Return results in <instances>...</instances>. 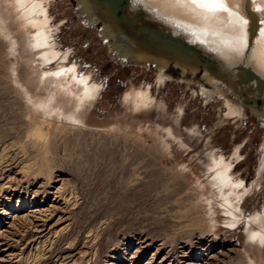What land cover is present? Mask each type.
<instances>
[{
    "label": "rangeland",
    "instance_id": "1",
    "mask_svg": "<svg viewBox=\"0 0 264 264\" xmlns=\"http://www.w3.org/2000/svg\"><path fill=\"white\" fill-rule=\"evenodd\" d=\"M36 1L51 35L41 49L16 0H0V264H264V236L252 239L264 235V118L230 115V93L205 92L201 73L160 81L124 63L77 0ZM68 67L91 96L55 75ZM26 88L85 127L34 108ZM148 90L149 107L126 101ZM212 158L244 182L234 225Z\"/></svg>",
    "mask_w": 264,
    "mask_h": 264
},
{
    "label": "bare ground",
    "instance_id": "2",
    "mask_svg": "<svg viewBox=\"0 0 264 264\" xmlns=\"http://www.w3.org/2000/svg\"><path fill=\"white\" fill-rule=\"evenodd\" d=\"M77 1L78 5L80 6L81 12H84L88 8L93 9V3L91 0ZM16 2L17 6L22 11L24 22L36 29V33L34 34V42L32 41L34 46L36 47L35 49H41L46 45L48 46V44H50L49 39L51 35L47 30V24L49 23V21L47 19L48 15H46L47 10L44 3L42 1L40 2L36 0H16ZM236 2L241 5L239 10L243 15L245 8L244 0H236ZM248 7L249 13L246 16V18L249 19V26L246 29L248 47L243 50L242 55L234 57L230 62L222 60L215 52H213L211 50V45L204 46L196 43L194 41V38L187 34L183 27L179 26L181 24V21H187L191 18L185 16L180 9L173 8L169 3V0H128L125 6V12L128 16H132L133 14L140 12L144 16V19L154 21V23H152L157 27L169 31L174 35H178L187 42L194 44L201 55L210 58L209 61L213 65L212 68L205 66V64H201L199 65V67H194L178 61L171 62L169 58L158 55L159 62L155 67L158 70V75H160V81L164 79L163 76H169L168 72H178L182 77H185L189 73H191L192 75L201 73V80L203 81V84L201 83V86L202 89L205 90V92L217 93L223 96L226 95V93H230L231 97H226L227 100H229L228 106L230 108L229 110H231L230 115L237 113L244 114L252 111L256 116H262L264 118V66H262L261 63L258 62V60H264V55H262V53H264V36H262L259 32V29L264 26L259 25L256 15L251 13L250 6ZM152 8H154L155 11H151L150 9ZM233 10L235 11L237 9L234 8ZM165 17H167L168 19L166 20ZM99 18L101 17L99 16ZM110 25L111 24L109 22L108 24L102 22L101 34L103 37L113 34ZM13 42L14 44H17L16 40H13ZM53 49L54 48H51L44 54L42 53L45 60H52L60 55L59 53V55L54 53ZM135 52L137 53L135 54L136 57H138L139 59H143L146 56L150 55H156L154 52L146 50L138 51L135 49ZM243 67L252 68L253 71L257 73V75L263 78V81L260 82L259 86H254V77L252 78L253 80H241V68ZM65 73H73L74 79L85 86V98L86 96H91V93L95 91H92L91 88L88 87L87 78H83V76L82 78L77 77L75 67L62 68L61 70L55 72V75L61 76ZM14 74L15 75H12V78L16 80V82H18L17 73L15 72ZM25 90V97L31 105H34V108L35 106H37L36 109H44L43 111L49 113L50 115L52 112H55L56 114H58V116L55 118H57L58 120L62 118L71 121L77 126L85 127L82 119H77L75 114L73 115L72 113L67 116V113L65 110H63V107H59L54 103V100H56L54 99V94L48 95L40 101H37L30 93V91L27 90V88ZM242 91L246 94L243 95H245L247 98L256 99L259 96L262 97L261 103L259 105H251L253 107H250L244 102L245 96L242 95ZM126 101L130 105L134 106L133 109H141L143 107L147 108L153 103L149 90L145 92L140 91L132 94L130 93L127 96ZM48 109L52 111L50 112L48 111ZM49 117L53 120L55 119L51 116ZM162 149L166 151L164 147ZM162 158L164 159V157ZM211 165L212 166L210 167L214 171V176L210 186L217 188L218 196H220L222 200L221 204L225 206V208L229 212V215L231 216L230 224L234 225L238 221L239 213L242 212L241 210L238 211L235 205L239 203L240 199L243 196V194L238 193V191L241 187L245 188L244 182H242V180L233 179L231 177V165L225 163L223 159H213ZM263 168L264 153L262 157V169ZM198 186L196 185L195 187L199 188L200 196L203 198V201H209L208 198H204L206 192L200 190L202 186L200 184ZM263 236L264 235L262 232L254 233L253 235L255 239H260L261 241L263 240Z\"/></svg>",
    "mask_w": 264,
    "mask_h": 264
},
{
    "label": "water",
    "instance_id": "3",
    "mask_svg": "<svg viewBox=\"0 0 264 264\" xmlns=\"http://www.w3.org/2000/svg\"><path fill=\"white\" fill-rule=\"evenodd\" d=\"M93 9L88 8L84 11L85 16L89 17L91 22H102L111 24L113 34L105 36V41L113 47L118 54L119 59L124 63L138 62L145 63L147 66H156L159 62L158 55L169 58L171 62H181L194 67L205 64L212 68L210 58L200 54L197 47L184 40L178 35H174L169 31L154 25V21L144 19L142 13L137 12L132 16H128L125 12V6L128 0H91ZM99 16L101 18H99ZM96 21V22H95ZM153 22V23H152ZM135 49L138 51H150L156 55L146 56L143 59L136 57ZM254 86H259L263 81L256 72L250 67L241 68L240 78L243 81L253 80ZM242 95L245 94L243 91ZM246 95V94H245ZM243 95V96H245ZM262 97L247 98L244 102L251 105H259Z\"/></svg>",
    "mask_w": 264,
    "mask_h": 264
},
{
    "label": "snow or ice",
    "instance_id": "4",
    "mask_svg": "<svg viewBox=\"0 0 264 264\" xmlns=\"http://www.w3.org/2000/svg\"><path fill=\"white\" fill-rule=\"evenodd\" d=\"M169 3L191 18L181 21L179 26L183 27L196 43L211 45V50L228 62L242 55L243 50L248 47V6L251 13L256 15L259 25L264 26V0H244L243 15L239 10L241 5L236 0H169ZM234 8L237 10L234 11ZM150 10L155 11L154 8ZM259 32L264 36V27H261ZM258 62L264 66V60ZM252 239L255 240V237Z\"/></svg>",
    "mask_w": 264,
    "mask_h": 264
},
{
    "label": "crops",
    "instance_id": "5",
    "mask_svg": "<svg viewBox=\"0 0 264 264\" xmlns=\"http://www.w3.org/2000/svg\"><path fill=\"white\" fill-rule=\"evenodd\" d=\"M72 73H70L69 75H71ZM78 76V75H77ZM79 77V76H78Z\"/></svg>",
    "mask_w": 264,
    "mask_h": 264
}]
</instances>
